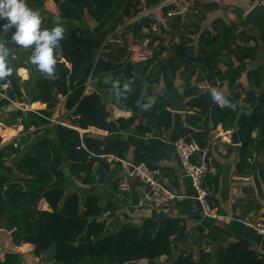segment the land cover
I'll list each match as a JSON object with an SVG mask.
<instances>
[{"label":"trees","instance_id":"1","mask_svg":"<svg viewBox=\"0 0 264 264\" xmlns=\"http://www.w3.org/2000/svg\"><path fill=\"white\" fill-rule=\"evenodd\" d=\"M116 2L117 0H59L58 14L67 21H80L87 13L96 23H100ZM130 8V5L124 8L123 18L137 16L139 11L131 12ZM179 20L174 19L169 25L170 30L166 32L171 40L177 37L178 44L172 48L158 44L152 58L143 63H129L125 45L106 46L102 48L104 54L85 70L84 79L76 81L77 71L83 61V37L89 31L70 29L60 41L59 52H54L57 61L54 77H49L31 64L40 75L50 102L45 110L28 112L25 118L21 112L10 114L14 120L22 118L24 131L30 128L43 129L48 125L60 96L64 98L63 109L68 112L66 121L61 123L79 130L94 128L111 135V139L104 145L103 137L92 134L80 136L73 128L54 125L52 131L56 138H42L15 164L16 173L23 176L21 181L25 190L14 191L6 201L2 197V191L10 181L8 177L0 175V222L6 218L7 229L15 230L23 243L32 245L36 257L40 258V254L55 243L54 264H133L141 260L156 264L161 258H165L169 264H211L214 261L210 253H201L197 262L192 260L191 255H180L171 261L188 240L185 226L175 218L167 219L162 226L154 219L145 220L140 228L127 224L116 233L105 236L106 225L102 218L104 215L113 218L118 210L117 206L102 204L100 197L90 190L83 194L84 199L76 194L66 195L65 190L69 180L63 173L64 166L69 167L74 180L90 187L94 183L106 184V176L118 171L119 160H125L136 166H143L156 180L173 191L172 187L176 186L174 172L160 164L170 159L169 153L152 143L132 144L129 137L125 138L123 134L148 137L170 132L175 122L173 113L169 109V103L154 88L163 86L169 93L177 96V81L185 85L186 105L190 109L184 114L181 138L194 142L203 150L207 148L210 133L217 127L220 126L224 131H236L239 140L235 171L237 175H249L257 138L259 151L264 154V64L256 63L257 46H247L255 39L246 32H238V25H227L216 19L211 23L210 31L199 34L195 49L190 46L191 40L185 35L172 34L173 29H181L179 24H175ZM188 25L196 28L191 21ZM41 29H50L49 24H44L41 20ZM110 31L111 29L104 30L97 35V49ZM198 31L197 28L196 33ZM3 32L0 29V35ZM239 40L243 41V46L238 44ZM260 40L264 55V34ZM173 48H176V53L172 51ZM230 58H234L238 64L253 62L256 65L247 72L248 91L228 96L226 99L229 104L222 107L213 101L211 89L219 90L217 78L221 75L220 65L231 68L234 62ZM23 67L26 68L20 63L15 69ZM193 79L194 85H191ZM6 80L7 77L0 79V84H4ZM87 83L90 93H86ZM116 83L117 86L114 87ZM203 83L209 86V90L198 87ZM125 84L128 85L127 90L124 88ZM96 87L108 90L107 104L102 103ZM140 99L142 101L138 103ZM33 101L40 100L36 97ZM144 105L149 107H143ZM112 107L129 113L130 116L114 119L111 115ZM257 132L260 134L253 137ZM29 141L30 136L26 135L15 147L13 144L6 146L7 155L2 156L4 152L1 150L0 161L19 153V147ZM109 156L113 157L110 161ZM192 162L200 163L197 157H193ZM218 177V173H207L204 177L203 187L211 194L217 190ZM118 182V179H114L110 184L113 192H118ZM143 187L137 180L131 182L129 192L134 191L135 203L137 192ZM63 199L65 201L61 203ZM41 200L47 203L50 211H36L34 217L25 218L6 214L7 205L16 210L37 209ZM81 200L83 207L79 205ZM90 239L94 244L88 254L75 246ZM216 259L217 264H264V260L256 256L245 241L218 248ZM19 262L21 258L18 254H7L0 264Z\"/></svg>","mask_w":264,"mask_h":264},{"label":"crops","instance_id":"2","mask_svg":"<svg viewBox=\"0 0 264 264\" xmlns=\"http://www.w3.org/2000/svg\"><path fill=\"white\" fill-rule=\"evenodd\" d=\"M162 1L163 0H117L116 5L100 23H96L85 13L80 21H67L60 18V25L64 28V33L68 32L70 29H87L89 34L94 32L96 34V41L97 35L100 32L111 29L105 37L106 39L113 30L118 28L121 29L122 34H124L126 42L132 40L137 41L144 32L148 20L142 19L133 23L131 17L128 19L122 17V11L130 5L131 12L136 10L140 12L145 8L156 6ZM260 1L262 0H182L181 5L185 7V15L179 18L180 20L178 23L175 22V24H179L181 29H173L172 34L174 33L175 36L181 34L185 35L187 39L191 40L190 46L196 49L199 34L202 31H210L211 23L216 19H220L227 25H238V32H246L251 36L249 23L244 19V16L251 8L258 5ZM25 2L29 8L39 12L41 20L44 24H49L50 29L56 26L57 21L55 16L59 13V0L57 3L54 0H25ZM189 21L196 25V28L190 27L188 25ZM3 23L4 21H0V24ZM184 25L185 27H182ZM197 28L199 31L196 33ZM169 30L170 27L167 28V30L161 31L158 35V41L159 44L172 48L173 45L178 44V39L175 37L171 40L170 36L166 33ZM13 31L14 30L4 31L0 35V44L9 49L7 65L12 69L18 86L16 90V88L9 83L8 77L4 84H0V151L2 150V152H4L2 156L5 157L7 155L5 152L6 146L13 144L15 147L16 143L26 135L30 136V141L19 147V153L11 155L9 158H3V160L0 161V175L8 177L10 182L18 181L23 185L21 181L23 176L15 171V164L17 161L26 153H29L32 146L42 138L46 136L49 138L56 137L55 133L52 131V126H54L52 123H49L43 129L30 128L28 131H24L21 123L22 118L16 120L11 118L10 114L13 112H21L23 118H25L28 112L45 110L49 103L42 100L35 87V82L39 80L42 81V79L31 66L32 63L29 58L32 55L33 49L32 47L24 48L23 46L15 44L11 39ZM242 42V40H239L238 44L243 46L244 44H242ZM247 46H257L256 39L255 41H250ZM102 48L104 47L101 45L97 49L99 51L98 58L104 54ZM174 49L176 48H173L172 51ZM230 59L234 62L233 66L231 68H226L220 65L221 75L217 78L219 91L225 98L237 93H243V90L248 91L249 83L247 72L256 65L253 62L238 64L234 58ZM256 59V63L264 64L263 52H261ZM20 63L24 64L26 68L15 69V66ZM67 67L69 66L67 65ZM190 84L194 85V79ZM178 86H184L185 91V85L177 81L176 87ZM198 87L209 90V86L204 83L198 85ZM89 89H86V93H88ZM36 97L39 98L40 101H33ZM63 103L64 98L59 96L58 103L52 110L53 114L50 118L51 120L59 122L66 121L65 118L68 112L64 111ZM111 115L114 119L118 117L127 118L130 116L129 113L121 112L114 107L111 108ZM173 116L175 122L170 132H165L162 135L154 134L148 137H139L134 134H123V136L125 138L129 137L132 144L152 143L169 153L170 159L164 160L160 164L163 167L173 170L176 186L172 187V190L176 194L183 196L184 199L158 208L143 206L142 203L140 204V200L146 192V188L143 187L137 192V203H135L134 191H128L127 194H123L120 192H113L111 188L110 184L113 180L120 179L121 172H119V170L112 173L115 175L112 182H107L102 185L94 183L88 187L79 184L72 178L80 188H83V194L90 190V192L100 197L102 204L110 203L117 206L118 210L113 218H107V215H104L102 218V221L106 225L105 236L116 233L120 227L127 224L140 228L145 220L154 219L162 226L167 219L175 218L180 220L181 224L185 226L188 235V240L175 254L176 257L180 255H191L192 260L197 262L201 253H210L214 258L211 264H217L216 252L218 248H226L231 244L245 241L249 244L250 249L256 256L264 260V237L258 235L255 231L247 228L240 222V220L244 218L264 221L263 152L259 151L255 153L250 162L251 170L249 175H237L235 171L238 162L239 144L235 146L231 143V136L235 131H224L219 126L210 133L207 148L201 150L194 158L197 157L198 161L201 162V160H203L205 162L208 168L207 173L212 175L215 173L219 174L217 190L211 194L212 206L216 210L218 217L203 218L199 205L192 198L194 192L191 187L190 179L185 176L184 170L172 146L175 140L181 138L180 130L184 126V114L173 113ZM64 126L70 127L68 124ZM101 133L99 137L107 135L105 132ZM50 135H52V137H50ZM256 136L257 134L254 133L253 137ZM130 152H132V149ZM206 157L207 161H205ZM112 158V156H109L108 160L110 161ZM83 194L79 195L82 199H84L85 196ZM8 207L7 205V208ZM36 211H50V209L47 203L41 200L37 205ZM2 220H4L6 224V218ZM11 231L13 230H4L0 226V261H2L7 254H18L21 258L19 264H45L43 260L34 255L32 245L22 243L16 247L10 239ZM133 264L148 263L145 260H141ZM156 264L169 263L165 261V258H161Z\"/></svg>","mask_w":264,"mask_h":264},{"label":"built area","instance_id":"3","mask_svg":"<svg viewBox=\"0 0 264 264\" xmlns=\"http://www.w3.org/2000/svg\"><path fill=\"white\" fill-rule=\"evenodd\" d=\"M182 0H163L160 4L141 10L137 16L132 18V22L139 20H148L144 28V32L137 41L126 42L121 29H115L107 37L102 47L114 45L126 46L127 61L131 64L143 63L152 58L154 50L157 48L159 41L158 35L161 31L167 30L171 22L176 18H182L185 15V7L181 5ZM260 8L264 10V0L258 3ZM1 87V85H0ZM89 89V84H86ZM50 123L57 125H65L59 121L50 119ZM82 136L85 133L92 135H101L102 131L94 128L87 130H79L74 128ZM173 148L177 155L178 161L184 170L185 176L190 179L191 187L194 195L193 199L200 207L203 218H217L218 214L212 206L211 193L203 187V180L208 172L207 165L203 160L199 164L193 163L192 158L196 156L201 149L194 142H187L184 138L177 139L173 142ZM121 176L118 182V192L126 193L130 190L132 181L137 180L146 188V192L140 204L150 208H158L169 203L184 199L183 196L176 194L162 185L154 178V175L143 166H136L125 160H119ZM240 222L247 228L252 229L258 235L264 237V221L251 220L249 218L241 219Z\"/></svg>","mask_w":264,"mask_h":264},{"label":"water","instance_id":"4","mask_svg":"<svg viewBox=\"0 0 264 264\" xmlns=\"http://www.w3.org/2000/svg\"><path fill=\"white\" fill-rule=\"evenodd\" d=\"M56 3L58 0H54ZM244 19L249 23L250 26V35L256 39V44H257V52L256 55L257 57L261 54L262 52V43L260 38L264 34V10L260 8L259 5H255L253 8L249 10V12L244 16ZM96 34L94 32H91L89 35H86L83 37V45L81 47V51L83 53V61L82 64L80 65V68L77 71L75 80L76 81H81L85 77V70L93 65L97 59H98V53L99 51L97 50V41H96ZM173 52H176V49L173 50ZM9 83L18 89L17 82L15 75L13 72L11 73L10 76H8ZM35 87L38 91L39 96L42 98L43 101L45 102H50V98L45 94L44 88L42 81H37L35 82ZM96 92L99 94L102 103L107 104V89H100V88H95ZM154 91L161 95L168 103H169V109L172 113H180V114H185L190 111L189 107L186 105V98H185V91H184V86H178L177 87V96L169 93L163 86H156L154 88ZM142 99L138 101L140 103ZM260 132H257V135H259ZM52 137V135H50ZM111 139V135H105L103 137L104 140V145H106V142ZM231 143L232 145L237 146L239 144L238 140V135L237 132H233L231 136ZM254 152H259V139L255 140L254 144ZM63 173L65 177L69 180L65 186L66 189V195H80L83 194V188H80L79 185L76 184L75 181L72 180L71 173L69 172V167L64 166L63 167ZM114 174H109L106 176V182H112ZM95 177L93 176V179ZM22 191L24 190V187L21 182H9L4 186V189L2 191V197L5 200H8L10 195L14 191ZM65 199L61 201V203H64ZM80 207H83V201L81 200L79 202ZM6 214L9 216H22V217H28V216H35L36 215V209H21V210H16L12 207L6 208ZM0 226L2 229L7 230L5 221L2 220L0 222ZM10 239L12 243L17 247L23 243L21 238L17 235L16 231L13 230L10 233ZM94 242L93 240H88L85 243H77L75 244L76 247L79 249L85 251L87 254L90 251V248L93 246ZM55 254H56V245L53 243L49 249L43 251L40 254V259L43 260L45 264H54L55 263ZM176 257V256H175ZM171 260L173 261L174 258Z\"/></svg>","mask_w":264,"mask_h":264},{"label":"clouds","instance_id":"5","mask_svg":"<svg viewBox=\"0 0 264 264\" xmlns=\"http://www.w3.org/2000/svg\"><path fill=\"white\" fill-rule=\"evenodd\" d=\"M55 19L56 26L42 30L39 12L29 8L25 0H0V21H4L0 24V29L14 30L11 39L15 44L24 48L33 47L30 62L49 77H54L57 62L54 52H59L60 41L64 38V28L60 25L59 14ZM8 56L9 49L0 44V79L12 73V69L7 65ZM113 86L116 87L117 83ZM124 88L127 90L128 85L125 84ZM211 97L222 107L229 104L223 94L215 88L211 89Z\"/></svg>","mask_w":264,"mask_h":264},{"label":"rangeland","instance_id":"6","mask_svg":"<svg viewBox=\"0 0 264 264\" xmlns=\"http://www.w3.org/2000/svg\"><path fill=\"white\" fill-rule=\"evenodd\" d=\"M167 47H168V46H167ZM90 92H91V90H88V93H90ZM64 124H67V123H64ZM119 172H121L120 169H119Z\"/></svg>","mask_w":264,"mask_h":264},{"label":"bare ground","instance_id":"7","mask_svg":"<svg viewBox=\"0 0 264 264\" xmlns=\"http://www.w3.org/2000/svg\"><path fill=\"white\" fill-rule=\"evenodd\" d=\"M23 74V73H22Z\"/></svg>","mask_w":264,"mask_h":264}]
</instances>
